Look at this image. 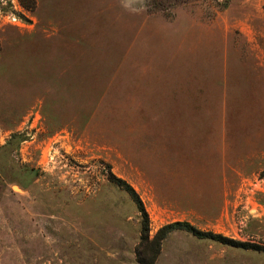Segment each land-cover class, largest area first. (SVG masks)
Returning a JSON list of instances; mask_svg holds the SVG:
<instances>
[{"label": "rangeland", "instance_id": "obj_1", "mask_svg": "<svg viewBox=\"0 0 264 264\" xmlns=\"http://www.w3.org/2000/svg\"><path fill=\"white\" fill-rule=\"evenodd\" d=\"M175 222L230 241L154 264H264V0H0V264H141Z\"/></svg>", "mask_w": 264, "mask_h": 264}, {"label": "trees", "instance_id": "obj_2", "mask_svg": "<svg viewBox=\"0 0 264 264\" xmlns=\"http://www.w3.org/2000/svg\"><path fill=\"white\" fill-rule=\"evenodd\" d=\"M115 182L118 184L119 187L123 188L125 191H127L131 197L133 198L134 202L136 203L139 212L142 215L143 222H142V242L149 241V233H150V219L149 214L146 210V207L140 198L139 194L135 191V189L127 184L126 182H123L122 180H115ZM175 231H185L188 233L193 234L194 236L198 237L199 239H210L222 243H227L230 240H227L226 238L216 235L213 233H206L198 230L191 224L187 222H175L172 224H168L164 227H162L154 236L153 240L150 241L152 246H154V254L153 256L147 261L146 258H144L143 254H139V262L141 264H154L156 259L158 258V255L161 250L162 243L167 239V237ZM232 243V242H230ZM244 246V244H243Z\"/></svg>", "mask_w": 264, "mask_h": 264}]
</instances>
